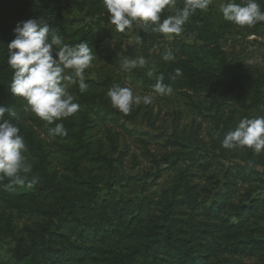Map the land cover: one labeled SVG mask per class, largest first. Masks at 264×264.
I'll list each match as a JSON object with an SVG mask.
<instances>
[{
  "label": "rangeland",
  "instance_id": "rangeland-1",
  "mask_svg": "<svg viewBox=\"0 0 264 264\" xmlns=\"http://www.w3.org/2000/svg\"><path fill=\"white\" fill-rule=\"evenodd\" d=\"M75 1L85 4L82 11L76 10L78 16H84L87 10H95L96 18L101 20L100 26L93 25L95 36L90 47L96 59L85 70V83L89 86L86 92L93 101L81 102L77 114L83 110L90 112V125L93 126L89 129L88 143L91 152H99L112 160L111 165H108L102 160L97 162L89 155L80 156L78 153L75 154L78 173L71 172V178L67 180L58 175L61 183L70 187V193L76 199L82 200H77L78 206L83 207L79 211L80 216L86 220H94L95 214L105 213L108 218H112L110 224L118 225L117 230L119 228L120 232H123L125 224L137 221L141 223L143 218L161 214L166 197L169 196L166 191L178 181L180 174H186L190 185L195 188L196 205L191 209L186 198L180 200L179 209L176 210L181 216H184L182 212L185 211L186 217L179 235L188 236L197 231L213 229H236L253 240L254 250H261L258 257L241 254V262L260 263L264 259V178L247 177L243 180L239 172H243L242 168L246 172L249 168L264 172V151L255 154L247 147L227 150L222 147L221 142L226 133L233 130L241 119L264 116V103L253 105L248 110L232 104L222 105L216 110L211 106V97L205 93L192 94L185 90V86L174 83L171 93L157 94L153 91L151 83L143 82L138 75L130 71L121 70V63L125 58L142 56L147 61L146 65L135 69L146 75L148 71H153L154 74L150 78H156V72L165 61L163 55L166 52L179 55L180 47L184 48V52L195 64L204 63L214 68L220 55L203 49L195 37L196 29L192 26L199 18L213 23L211 30L222 26L224 19L219 5L226 0H210L206 10H197L189 17L180 34L171 35L152 31L154 25L144 30L143 26L136 22L123 33L117 32L109 23V14L103 0L98 7L93 5L94 0ZM61 2L66 5L69 0ZM185 2L186 0H175V6H166L164 19L175 15L184 7ZM70 14L74 15L73 10ZM20 21L21 18L16 19L15 24ZM162 21L161 19L160 22ZM81 24L82 22L75 21L71 27L75 29ZM62 38L63 42H66L69 33L66 32ZM138 38L141 41L139 43ZM117 41L121 42V48L116 46V54L112 56L111 61H107L108 55L114 49L113 43ZM220 50L226 61L235 66L248 84L258 72H264V24L258 29L238 26L235 29L230 28L220 39ZM223 56L221 54V58ZM107 73L114 83L116 81L122 87L131 88L134 95H152V103L133 105L128 113V121L115 118L109 112V106H112L110 98L104 95L108 89L102 95V100L97 97L102 94L99 79L104 78ZM68 90L78 99V83L71 85ZM185 91L192 101L184 97ZM252 97L253 93L249 92L248 102ZM104 110H107L108 114L103 121ZM76 122L79 123L77 118ZM35 130L40 137L47 141L52 140L48 128L35 127ZM163 156H168L169 161L175 164L167 167V164L162 162ZM109 172L112 174L108 180ZM91 184L99 191L92 190ZM250 193L252 194L248 196ZM212 196L222 200L224 204L208 215L207 210L213 203ZM241 198L248 200L241 203L246 211L242 212V216H236L232 225L229 216L235 209L228 203ZM84 204H87L86 207ZM5 215L14 216L13 226L16 230H24L27 212L13 211ZM246 236L244 237L249 242ZM26 238L28 239V236ZM120 238L124 236L120 234ZM25 244L27 241H23V245ZM95 247L96 245L92 244L89 250ZM13 248L14 244L10 238L0 239V264H27V257L22 262H17L12 255ZM225 254L232 258L231 255ZM60 255L57 257L59 264L77 262L65 252H60ZM80 256L88 258L87 252ZM238 262L237 259L231 260L229 264H239ZM53 263L45 258L41 261V264Z\"/></svg>",
  "mask_w": 264,
  "mask_h": 264
},
{
  "label": "trees",
  "instance_id": "trees-1",
  "mask_svg": "<svg viewBox=\"0 0 264 264\" xmlns=\"http://www.w3.org/2000/svg\"><path fill=\"white\" fill-rule=\"evenodd\" d=\"M100 1L94 0L93 5L98 7ZM226 2L241 4L246 0H226ZM257 2L264 11V0ZM84 6L85 4L75 0H69L66 5H63L61 0H0V106L7 107L13 113L9 115L6 112L4 119L19 127V135L24 138L27 149L24 155L32 165L30 173H21L22 176L27 177L22 186L11 184L7 177L0 179V239L10 238L14 244L13 257L19 263L27 257V264H41L44 258L49 262L53 261V264H59L57 257L61 256L60 252L72 257L77 261L76 264H229L231 260L236 259L239 260V264H243L241 254L249 257L260 256L261 250H254L253 240L233 228H228L227 231L213 229L197 231L188 236L179 235L180 227L186 217L185 211L182 212L184 216H181L176 210L179 209L180 200L186 198L191 209L196 205L195 188L190 185L186 174H180L178 181L166 191L169 196L166 197L164 211L161 214L143 218L141 223L137 221L125 224L123 232H120L119 228L117 230L118 225L110 224L112 218H108L105 213L95 214L94 220H86L80 216L79 211L83 207H79L77 203L82 200L76 199L70 193V187L61 183L58 175L67 180L71 178V172L78 173L75 160V154L78 153L80 156L89 155L97 162L102 160L108 165H111L112 160L90 150L88 134L93 125H90L91 117L88 110L49 123L37 117L24 98L11 93L10 85L14 70L8 64V43L15 38L13 30L17 25L16 19L21 18V21L42 19L49 25L52 33L61 37L66 32L69 33V38L64 43L75 46L80 42H87L91 47L95 36L93 25L100 26L101 20L96 18L95 10H87L84 16H78L76 10L82 11ZM72 10L74 15L70 14ZM165 15L166 11L163 10L162 20ZM75 21L82 24L73 29L71 26H74ZM263 24L264 22L253 26H238L224 20L222 26L211 30L210 27H214V24L199 18L192 26L194 30L196 29L195 37L200 41L203 49L220 55L214 68L204 63L195 64L194 60L184 52V48L180 47L179 55L172 54L175 56L174 61H164L160 65L156 78L151 79L137 69H132L130 72L138 75L143 82L152 85L156 83L158 76L163 74V82L170 87H173L174 83H179L192 94L205 93L210 96L211 106L216 110L222 105L229 104L248 110L253 105L264 103V72H258V75L247 84L235 66L226 61L220 50V39L230 28L235 29L238 26L258 29ZM109 34L111 36L110 32ZM120 45V41L113 43L114 49L108 55L110 60L107 58V61H111L112 56L117 52L115 47ZM177 68L181 70L182 75L176 76L173 80L170 77L175 76ZM113 83L109 73L104 78H100L99 86L102 94L97 97L102 100V95L114 85L122 87L116 81ZM186 91L184 97L192 101ZM249 92L253 93L250 102H248ZM88 96L89 93L81 94L79 91L78 99L74 102L91 103L93 100ZM109 109L115 118L129 120L128 113L124 114L118 109H113L112 106H109ZM107 114V110L102 111L103 121ZM76 118L79 123L76 122ZM56 123L63 124L66 135H56L51 141H47L35 130V127L50 129L55 127ZM162 162L166 163L167 167L175 164L169 161L168 156H163ZM242 171L239 174L243 180L247 177L264 178V172L254 168H249L248 172L242 168ZM111 174L108 173V180ZM34 177L36 180L32 182ZM91 188L96 192L99 191L93 184ZM211 199L213 203L207 210L208 215L224 204L214 196ZM244 201L248 200L241 198L228 203L235 209L229 216L232 225L235 217L242 216V212L246 211L241 206ZM13 211L27 212L28 218L24 230H16L13 226L14 216L5 215ZM249 211L252 212L251 209ZM238 217L236 220L239 219ZM120 234L124 238L121 239ZM23 241H27V244L23 245ZM92 244L96 247L89 250ZM83 252H87L88 258L80 256ZM225 253L232 258L225 256ZM260 263L264 264V259Z\"/></svg>",
  "mask_w": 264,
  "mask_h": 264
},
{
  "label": "clouds",
  "instance_id": "clouds-1",
  "mask_svg": "<svg viewBox=\"0 0 264 264\" xmlns=\"http://www.w3.org/2000/svg\"><path fill=\"white\" fill-rule=\"evenodd\" d=\"M210 0H186L185 5L175 15L161 21V13L166 6H175V0H103L108 12V20L117 32L130 29L134 22L147 30L154 25L152 31L164 34H180L189 17L197 10H206ZM225 21L238 26H253L264 22V11L257 0H246L237 4L226 2L219 5ZM15 38L8 43V64L14 70L10 91L14 96L27 101L30 110L40 119L49 123L68 118L75 114L80 104L74 102V95L69 87L77 84L81 94L88 91L85 83V70L88 69L96 55L87 42L70 46L63 38L52 33L51 28L42 19H28L18 22L14 28ZM138 43L141 42L138 38ZM163 60L174 61L171 52L163 55ZM147 61L144 57L125 58L121 70L128 72L135 68H143ZM153 71H148L149 77ZM182 75L179 68L176 76ZM160 74L153 85L157 94H168L172 88L164 82ZM113 108L127 114L133 105L150 104L152 95H134L129 87L114 85L107 93ZM13 113L5 106H0V179L7 177L11 184L24 185L32 165L24 153L27 151L24 138L19 135V127L5 120L4 115ZM49 135H66L62 123H56L49 129ZM222 147L227 150L241 148L252 149L255 154L264 151V116L243 118L233 130L224 136ZM33 178L32 182H35Z\"/></svg>",
  "mask_w": 264,
  "mask_h": 264
}]
</instances>
